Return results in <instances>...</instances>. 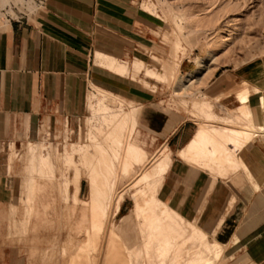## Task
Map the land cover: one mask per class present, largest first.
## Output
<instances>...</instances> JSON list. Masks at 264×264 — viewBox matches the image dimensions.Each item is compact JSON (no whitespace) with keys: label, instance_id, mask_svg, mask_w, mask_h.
Segmentation results:
<instances>
[{"label":"crops","instance_id":"0c3cea01","mask_svg":"<svg viewBox=\"0 0 264 264\" xmlns=\"http://www.w3.org/2000/svg\"><path fill=\"white\" fill-rule=\"evenodd\" d=\"M135 1L36 0L32 13L0 19V154L12 145L18 149L34 143L31 140L43 128L55 133L83 117L90 85L140 108L135 134L143 133L175 152L187 145L198 129L196 117L163 105L165 93L139 90L135 81L96 64L97 55L129 63L144 49L160 47L153 35L159 27ZM193 60L183 59L179 73H192ZM229 75L230 70L216 67L201 89L219 115H227L238 104L229 92L241 84ZM243 82L250 87L254 122L261 124L256 83ZM248 156L258 190L243 171L217 177L210 188L213 179L208 173L175 155L158 193L178 216L194 219L206 233H214V240L224 246L219 264H264V134L256 137ZM7 167L0 163V264H66L50 258V245L14 233L13 221H22L23 210L14 208L16 178L11 175L13 167L11 171ZM228 197L234 201L216 228L214 222Z\"/></svg>","mask_w":264,"mask_h":264},{"label":"rangeland","instance_id":"374dc122","mask_svg":"<svg viewBox=\"0 0 264 264\" xmlns=\"http://www.w3.org/2000/svg\"><path fill=\"white\" fill-rule=\"evenodd\" d=\"M23 1V4L19 6L10 1L11 3L9 2L5 7H1L0 19L32 13L35 10L36 0ZM135 3L136 7L144 11L145 15L151 18L159 27L153 35L158 37L157 39L160 41V47L157 48V51L152 49L153 52H157L156 54L152 53V50L150 52V50L144 49L142 53L136 54L129 63L128 60H126L127 62L123 61L129 69L133 67L135 60L143 63L144 70L140 79L148 81L150 85L144 86L138 83L140 80L133 79L132 81H135L134 84L137 89L144 92H153L152 90L155 89L154 84L157 86L159 84L155 80H149L151 75L149 72L162 76L165 65L167 66V63L171 60L168 65L174 66L177 71L169 87L164 86V92L162 93H165L166 97L161 98L165 99V102L162 103L168 108L182 111L189 115L186 112L187 109H192L195 104L202 101H211L210 103L212 104V99L204 95L201 89L216 67H225L231 73L228 77L233 82L241 84L235 86L229 92L235 94L237 103H239L237 94L240 93L245 94L248 91L250 99L249 84L243 81L252 80L253 84L255 81L257 89H254V92L258 97L257 115L264 122V102L262 100L264 96V0H136ZM190 57L194 59L195 70L189 74H180L179 65L181 61ZM214 58L215 60H213ZM209 61L212 63L211 66L198 69L197 63H207ZM245 83L247 85H244ZM245 87H248V90H245ZM110 94L94 89L90 85L86 96L87 112L83 117L71 123L69 127L57 129L55 133L43 128L38 138L31 140L34 143L23 144L18 149H15L12 145L9 152L0 154V163L6 162L8 167H13L11 175L16 178L14 208L23 210L22 221L14 220L13 227H17L15 231L21 238L32 236L33 243L50 245V258L52 259L60 258L67 263L72 256H75L73 262L76 264H99L100 262L102 264H139L134 259V253L142 245L140 223H132L131 226L126 228L123 221L126 218L125 216L128 217L135 211V188L142 186V183L139 185L135 183L139 180L143 168L135 167L130 174L119 175L116 180H113L117 184V193L115 192V194L124 196L123 210L119 216H116L117 214L113 212L109 214L110 216L108 215V218L101 216L99 218L100 229L99 227L92 228V225L87 223L83 226L80 225L82 208L86 221L91 219L90 215L92 214L89 210L91 204L87 195L88 180L85 169L81 165L77 166L78 169L80 168L79 171L82 176L81 193L79 195L81 201L75 203L71 200L68 205H63L61 201L64 195V184H67L69 179L73 177L71 172L76 169L66 166L69 157L60 155L54 160V169L51 170L48 167L44 173H40L42 170L41 159L48 152L60 151V154H62L63 150H67L68 154L71 155L83 152L87 136L86 127L90 117L89 110L95 104L94 98L104 96L107 100L114 103L130 104L124 99ZM223 97L225 95L220 98ZM237 106L232 111H226L227 115L221 114V116L219 111L214 110L212 104L214 115L225 116L224 118L229 115L230 117L226 119L233 120L242 129L246 121L243 114L236 111ZM125 108L127 111L130 110L127 107ZM235 116L238 119L235 120ZM194 117H196L194 118L196 127L198 126L199 128L198 123L201 122L200 124H202L204 122L203 117L195 115ZM99 121L100 116L93 118L95 124ZM210 124L214 125L213 123H207V127H210ZM47 133L48 135H46ZM259 134L264 133L257 130L256 137ZM133 138H136L144 146L148 155H153L156 152L155 155L165 153L164 150L167 146H161L158 141L143 133L139 132ZM90 150H92L91 147ZM153 156H148L150 160H148L146 168L151 166ZM172 158H175V151H173ZM198 159H192L191 161V159L185 158L182 161L198 169L202 167L203 169L201 170L208 173L213 179L210 188L214 187L217 177L226 178L243 171L245 178L252 187L255 190L259 189L255 170L252 169L248 152L247 159L250 167L247 172L243 168L242 159H239L238 167L235 165L229 168L218 160L210 159L202 162L200 158ZM172 164L169 169L172 168ZM203 165L205 166L203 167ZM106 175L111 176L105 177L110 182L117 174L113 178L111 174ZM131 184L133 185L131 186ZM36 187L42 191V195L39 197L34 195ZM71 189L73 188L71 187ZM223 190L224 188L221 187L220 191ZM138 198L139 205L145 208L144 196L140 195ZM233 201V197L226 199L223 212L217 216L218 221L214 222L216 228L223 220L225 211L231 207ZM219 205L217 203L218 207ZM35 211L38 212L36 219H39L37 221L39 227L37 232L32 233L30 229L35 223L33 215ZM119 224H123V227H125L122 230L118 229L117 225ZM86 229L87 231H85ZM213 235L214 233L209 234L210 237ZM83 243H86V245ZM79 246L80 248L83 247L81 256L78 254ZM77 256L80 259H76Z\"/></svg>","mask_w":264,"mask_h":264},{"label":"bare ground","instance_id":"6f19581e","mask_svg":"<svg viewBox=\"0 0 264 264\" xmlns=\"http://www.w3.org/2000/svg\"><path fill=\"white\" fill-rule=\"evenodd\" d=\"M10 1L16 6L22 5L24 2L23 0H0V8L8 5ZM170 61L168 63H171ZM210 61L212 62V60ZM210 61L207 63H197L198 69L211 66L212 63ZM168 63L167 66L165 65L162 76L149 72L151 74L149 80H155L159 84V86L154 84L155 89L152 90V93L164 92V86L169 87L171 80L174 79L177 70L174 66L168 65ZM208 63L210 64L208 65ZM96 64L100 67L108 68L119 77H127L131 80L138 79V81L140 80L138 83L144 86L150 85L148 81L140 79L144 65L138 60H135L133 67L129 69L126 63L120 60H112L105 56L97 55ZM248 95V91L245 95L242 93L237 94L239 103L236 108V111L243 114L246 121L244 126L246 129H240L238 124L232 120L214 115L211 101H202L193 105L192 109L188 108L187 112L191 116L203 117L204 122L199 124V128L193 138L184 148L175 152V155L181 160L185 158H189L191 161L192 159L200 158L202 162L209 161L210 159L218 160L227 165V168L234 167L235 165L238 167L239 159H242L243 168L247 172L250 167L247 159L249 145L255 138L257 130L264 133V122L261 124L254 122ZM262 100L264 102V96ZM93 101H95V104L89 110L90 117L87 122V136L83 152L71 155L68 154L67 150H63L62 154H60V151H54L48 152L41 159V174L48 167L51 170L54 169V160L60 155L69 157L66 163L68 168H76L71 172L73 177L69 179L67 184H64V195L63 199H61L62 204L68 205L71 200L75 203L81 201L79 194L82 176L79 171L80 168L78 169L77 167L81 165L85 169L88 180L87 195L90 199L91 208L89 210L92 214L90 215L91 219L86 221L82 208L80 225L83 226L87 223L91 224L92 228L99 227L100 229L101 223L99 218L101 216L108 218L111 212L118 214L121 203L124 201L122 194H115L117 184L113 180H116L119 175L130 174L135 167L139 169L143 168L139 180L135 183L136 185L142 183V186L135 188V211L128 217L125 216L126 218L123 221L126 228L131 226L132 223H140L142 245L134 253V259L138 261L137 263L219 264L224 246L214 240V235L210 237L194 219L185 220L178 216L165 202L158 198L165 175L172 164L173 151L166 147L165 153L154 155L151 159V166L146 168L150 159L145 150L133 138L138 124L140 108L133 104L114 103L107 100L104 96H97ZM185 106L187 105L185 104ZM125 107L130 110L127 111ZM95 116H100V121L96 124L93 122ZM234 119L236 120L238 117L235 116ZM207 123H213L214 125L210 124L211 126L207 127ZM90 147L92 150H90ZM7 169L11 171L12 167H7ZM200 169L203 168L200 167ZM106 174H111L112 178L115 174L117 175L109 182L107 181L109 179L106 180L105 177L111 176ZM34 195L36 197L41 196V189L36 187ZM140 195H143L145 198V208H142L138 203V196ZM33 215L35 223L32 229H30L32 233L37 232L39 227L37 222L39 219H36L38 212L35 211ZM124 227L123 224L117 225V228L121 230ZM16 228L14 226V230ZM83 244L86 245V243ZM78 248V254L81 256L83 247L80 248L79 246ZM74 257L72 256L71 261L68 260L66 264H76L73 262ZM76 259H80V257L77 256Z\"/></svg>","mask_w":264,"mask_h":264},{"label":"built area","instance_id":"2783aa9c","mask_svg":"<svg viewBox=\"0 0 264 264\" xmlns=\"http://www.w3.org/2000/svg\"><path fill=\"white\" fill-rule=\"evenodd\" d=\"M46 135H48V133Z\"/></svg>","mask_w":264,"mask_h":264}]
</instances>
